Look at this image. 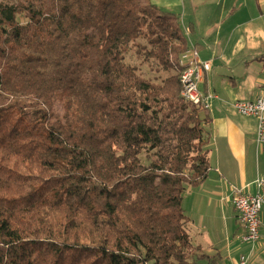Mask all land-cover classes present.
<instances>
[{"label":"trees","instance_id":"trees-1","mask_svg":"<svg viewBox=\"0 0 264 264\" xmlns=\"http://www.w3.org/2000/svg\"><path fill=\"white\" fill-rule=\"evenodd\" d=\"M187 47L149 0H0V264H203L183 198L210 116L181 95Z\"/></svg>","mask_w":264,"mask_h":264},{"label":"crops","instance_id":"crops-1","mask_svg":"<svg viewBox=\"0 0 264 264\" xmlns=\"http://www.w3.org/2000/svg\"><path fill=\"white\" fill-rule=\"evenodd\" d=\"M222 1L149 0L161 11L170 8L164 12L179 18L187 43L195 45L201 60L211 63L199 84L213 95L208 109L210 168L206 180L185 195L190 192L189 205L198 197L197 205L208 215L218 210L229 213L242 236L245 229L232 200L236 189L255 191V181L264 172V149L256 138L257 118L238 113L233 103L252 101L264 93V61L258 58L264 48V0H228L227 6ZM185 200L183 206L189 208ZM263 233L264 224L260 238ZM202 248L220 255L212 247Z\"/></svg>","mask_w":264,"mask_h":264},{"label":"rangeland","instance_id":"rangeland-1","mask_svg":"<svg viewBox=\"0 0 264 264\" xmlns=\"http://www.w3.org/2000/svg\"><path fill=\"white\" fill-rule=\"evenodd\" d=\"M227 1L228 0H223L221 3L225 2V5L227 6ZM232 5L236 4L233 3ZM169 9L170 8L165 7L163 10L168 11ZM177 21H179L178 17ZM179 25H182L181 22ZM183 32L185 33V30H183ZM134 51L133 48H130L125 56V60L128 63L137 66L139 72L143 76L156 81H160V79L165 76L161 71L151 69L148 64H141ZM220 71L221 70H218L216 72L219 74ZM218 81H220V79H218ZM189 191L184 195V200L186 198L185 206L187 205L189 207H185V213L190 218V222L186 225L187 231L194 244L193 249L190 251L191 259H202L199 261H202L203 264H239V257L242 254L246 258L245 264H264V233L254 244L241 241L238 237L240 236L241 229L229 213L225 214L223 210H218L215 211L213 215H208L203 207L197 205L198 197H194V202L189 205ZM199 243L205 248L212 247L216 249L219 251L220 255L213 249L206 251L201 245H198Z\"/></svg>","mask_w":264,"mask_h":264},{"label":"built area","instance_id":"built-area-1","mask_svg":"<svg viewBox=\"0 0 264 264\" xmlns=\"http://www.w3.org/2000/svg\"><path fill=\"white\" fill-rule=\"evenodd\" d=\"M181 67V95L196 106L209 109V100L213 95L205 93L199 87L205 74L210 70L209 60H201L198 50L193 44L180 54L178 60ZM235 110L245 116H255L258 120L256 138L264 149V93L252 101L237 100L233 103ZM254 192L236 189L232 203L238 212V219L245 231L239 238L245 243L254 244L260 238V228L264 224V172L255 181ZM246 258L241 254L239 264H245Z\"/></svg>","mask_w":264,"mask_h":264}]
</instances>
